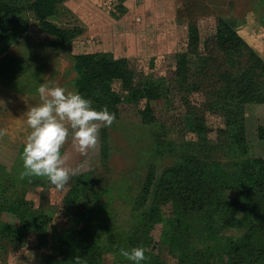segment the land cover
Instances as JSON below:
<instances>
[{"label": "trees", "instance_id": "1", "mask_svg": "<svg viewBox=\"0 0 264 264\" xmlns=\"http://www.w3.org/2000/svg\"><path fill=\"white\" fill-rule=\"evenodd\" d=\"M66 1L0 0V40L19 38L27 25V19L20 16L31 11L46 35L43 41L46 48L54 54L65 52L85 30L78 25L65 27L54 20L60 8L67 7ZM110 3H115V7H110V14L115 17L127 11L125 0ZM199 41L197 27L192 24L189 49L178 53L176 70L168 80L137 77L129 57H116L109 51L73 54L76 89L90 97L94 107L106 105L117 119L124 110L134 109L145 100L140 113L143 122L153 127L156 154L168 148L173 150L174 135L183 136L187 131L194 138L181 150L183 165L173 164L162 170L154 164L150 166L130 207L128 225L118 223L117 209L109 210L100 202L94 178L73 177L75 182L66 197L68 225L64 228L53 225L52 214L41 212L30 232L36 238L51 237L54 251L47 256V264H102L105 250L120 253L121 247L137 245L146 249L144 264H158L153 237L156 225H161L160 239L169 243L176 264H264V155L247 154V145L254 140H248L237 119V115L246 113L247 104H264V86L260 81L264 61L223 17L217 18L216 30L205 42L206 54L194 53ZM217 65L229 68L227 73L220 72L227 81L218 92L224 94V101L219 102L216 94L211 93L203 108L225 117L227 125L217 131V138L231 145L225 161L215 155L209 157L223 142L213 143L204 113L194 110L187 98L183 97V104L188 103L185 115L167 118L170 106L166 84L175 82L181 92H188L198 88L203 77ZM194 76L200 79L192 80ZM229 125L238 126L237 130H231ZM255 132L259 145H264V122L257 125ZM101 147L107 154L104 139ZM18 178L22 174L3 181L0 178V201L10 199L13 205L8 211L20 218L18 226L0 224V253L6 241L13 242L27 232L25 192L8 194ZM192 213H199L203 221L201 248L190 244ZM233 229L243 231L229 234Z\"/></svg>", "mask_w": 264, "mask_h": 264}, {"label": "rangeland", "instance_id": "2", "mask_svg": "<svg viewBox=\"0 0 264 264\" xmlns=\"http://www.w3.org/2000/svg\"><path fill=\"white\" fill-rule=\"evenodd\" d=\"M110 2L112 0L66 1L67 7H61L54 20L65 27L78 25L85 30L73 40L71 48L61 54H54L46 48L43 43L46 35L39 29L31 11L20 16L27 19V25L19 38L5 37L0 40V127L8 129L7 134L0 137L2 181L24 171L21 153L31 131L26 111L39 102V84L53 81L76 89L77 71L73 68V54L109 51L116 57H129L137 77L168 80L176 70L178 53L189 49L190 26L196 25L200 38L194 53L206 54L205 42L216 30L217 18L223 17L264 61V0H125L127 11L120 17L110 14V7H115V3ZM228 69L217 65L203 77L198 88L188 92H181L175 82L167 81L166 84L170 106L167 118L178 119L185 115L188 103L195 106L194 110L203 112L213 143L223 142L209 157L215 155L221 161L227 158L231 145L222 141L221 137L218 139L217 131L218 127H225L227 123L222 113L204 110L203 107L211 93L216 94L215 99L223 103L224 94L218 92L223 90L225 79L220 72L227 73ZM260 79L264 86V74H260ZM183 97L188 101L185 105ZM144 106L145 100L134 109L124 110L110 126L101 127L97 144L86 153L78 150L71 136L61 149L68 156L67 166L79 169L73 177L86 175L95 179L94 185L100 190V202L109 210L117 209L121 226L128 225L130 207L150 166L154 164L158 170H162L173 164L183 165L181 150L188 140L194 138L187 131L183 132L186 133L183 136L174 135L173 150L168 148V151L156 154L153 127L144 123L141 117L140 110ZM237 119L245 128L248 140H254L253 143L249 141L247 154L264 155V145H259L255 136L257 125L264 122V104H247L246 113L237 115ZM236 127L229 125L234 131ZM103 139L108 144L107 154L103 153L101 147ZM73 177L62 188L53 185L46 177L35 175H22L13 182L14 187L8 190V194L24 191L25 200L28 201L27 232L13 242L6 241L0 253V264H47V256L54 251L51 237L36 238L30 232L34 228L35 217L41 212L52 214L53 225L61 228L68 225L66 197L75 182ZM8 200L0 201V224L18 226L20 218L8 211V207L13 205ZM191 227L190 244L201 248L204 244V226L199 213L191 214ZM161 229V225H156L153 230L157 256L155 263L176 264L177 259L170 252L169 243L160 239ZM241 230L233 229L228 233L239 234ZM102 264L133 262L112 249L102 253Z\"/></svg>", "mask_w": 264, "mask_h": 264}, {"label": "clouds", "instance_id": "3", "mask_svg": "<svg viewBox=\"0 0 264 264\" xmlns=\"http://www.w3.org/2000/svg\"><path fill=\"white\" fill-rule=\"evenodd\" d=\"M37 92L39 102L26 111L31 131L21 153L24 166L22 175L43 176L62 188L79 170L67 166L68 156L61 151L69 136L77 144L78 150L86 153L97 144L101 127L112 124L115 113L106 105L94 107L92 99L79 90L53 81L41 82ZM7 131V128L0 127V137L6 135ZM119 251L133 264L146 260L143 246L121 247Z\"/></svg>", "mask_w": 264, "mask_h": 264}]
</instances>
